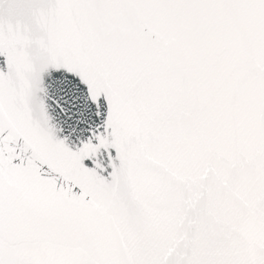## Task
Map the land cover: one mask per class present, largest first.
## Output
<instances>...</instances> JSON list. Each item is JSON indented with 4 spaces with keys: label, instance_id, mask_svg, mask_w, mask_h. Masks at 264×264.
Segmentation results:
<instances>
[{
    "label": "snow or ice",
    "instance_id": "snow-or-ice-1",
    "mask_svg": "<svg viewBox=\"0 0 264 264\" xmlns=\"http://www.w3.org/2000/svg\"><path fill=\"white\" fill-rule=\"evenodd\" d=\"M0 264H264V0H0Z\"/></svg>",
    "mask_w": 264,
    "mask_h": 264
}]
</instances>
